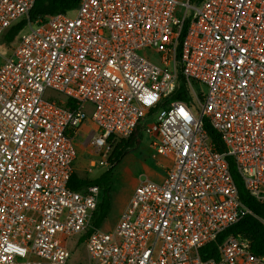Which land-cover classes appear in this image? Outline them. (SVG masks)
Segmentation results:
<instances>
[{"label": "built area", "instance_id": "built-area-1", "mask_svg": "<svg viewBox=\"0 0 264 264\" xmlns=\"http://www.w3.org/2000/svg\"><path fill=\"white\" fill-rule=\"evenodd\" d=\"M35 2L0 0V40L28 20L0 62V264H264L243 235L201 254L250 213L231 163L264 201V0H81L30 21ZM181 77L188 100H170ZM148 116L165 176L141 175L114 228L96 227L102 187H69L75 138L89 122L109 158Z\"/></svg>", "mask_w": 264, "mask_h": 264}, {"label": "trees", "instance_id": "trees-1", "mask_svg": "<svg viewBox=\"0 0 264 264\" xmlns=\"http://www.w3.org/2000/svg\"><path fill=\"white\" fill-rule=\"evenodd\" d=\"M80 1L81 0H36L33 8L30 11L29 20L36 21L49 15L72 11L78 7ZM27 24V19H21L12 25L0 40L1 43L3 42V47L6 49L10 48L11 43L26 28ZM180 80V89L170 97V100H188L182 77ZM58 103L62 106L68 107L72 102L65 96L58 95ZM148 120L149 116L138 124L137 128L129 139L121 140L114 145L110 155L111 162L120 161L123 158V155L129 149L133 148L135 144L143 140L144 126ZM205 128L213 143L215 144L216 149L223 152L224 146L221 141L220 134L211 126L208 121L205 122ZM111 173L112 168H109L97 179L88 180L79 177L74 171L69 182V187L74 190H80L84 186L91 183L98 184L102 187V198L96 220L94 221V225L96 227L103 225L111 210V201L109 196ZM231 173L238 188L240 198L250 213L246 214L239 223L221 233L216 241L205 246L201 251L202 257L204 259L217 258L219 254V245L230 235H243L250 238L251 250L253 254L257 256H264V226L259 220L260 218L264 217V201L255 199L247 192L242 180L235 171L233 163H231Z\"/></svg>", "mask_w": 264, "mask_h": 264}, {"label": "rangeland", "instance_id": "rangeland-1", "mask_svg": "<svg viewBox=\"0 0 264 264\" xmlns=\"http://www.w3.org/2000/svg\"><path fill=\"white\" fill-rule=\"evenodd\" d=\"M69 14L73 16L75 15V11L72 10ZM3 46V42H0V62L3 56H6L8 53V49ZM92 129V124L87 122L80 128L75 138L77 158L74 168L75 173L79 177L88 180L97 179L109 168H112L109 192L111 210L101 227L103 230H111L116 225L120 214L132 196L140 176L146 174L155 181H161L165 176L169 161L162 155H155V151L151 147L152 141L144 133L143 140L129 149L120 161L111 162L110 156L107 159L106 157H102L103 155L96 153V149L91 141ZM101 159H105V165H100ZM91 160L97 162L96 167L91 168L89 166ZM85 258L86 252L84 247L73 251L72 260L83 261Z\"/></svg>", "mask_w": 264, "mask_h": 264}, {"label": "crops", "instance_id": "crops-1", "mask_svg": "<svg viewBox=\"0 0 264 264\" xmlns=\"http://www.w3.org/2000/svg\"><path fill=\"white\" fill-rule=\"evenodd\" d=\"M144 175H146V174H144ZM147 177H149L148 175H146ZM150 178V177H149ZM151 179V178H150ZM153 180V179H152ZM155 181V180H154ZM162 181V180H161ZM161 181H157V182H161Z\"/></svg>", "mask_w": 264, "mask_h": 264}]
</instances>
